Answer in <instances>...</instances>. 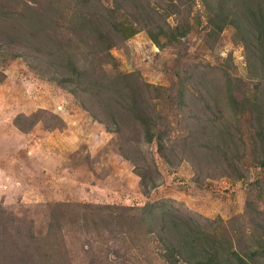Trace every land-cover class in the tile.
<instances>
[{"label":"rangeland","instance_id":"374dc122","mask_svg":"<svg viewBox=\"0 0 264 264\" xmlns=\"http://www.w3.org/2000/svg\"><path fill=\"white\" fill-rule=\"evenodd\" d=\"M173 1L181 15L191 11L195 26L188 36L160 48L142 29L112 50L116 67L106 66L108 72L136 73L168 89L161 104L173 131L167 156L156 142L146 141L134 120L124 123L121 132L113 131L101 102L44 78L29 59L0 55V264H45L37 248L26 251L32 241L20 242L17 225L33 230L42 243L52 233L54 264H166L165 246L140 215L102 209L150 202L166 203L180 219L192 218L212 235L218 230L236 239L237 218L242 222L237 226L250 230L246 244L264 243V166L257 160L264 156L263 138L247 148L236 129L231 139L220 133L227 120L238 116L229 79H240L249 93L259 85L264 115L263 64L253 46L235 41L233 26L220 34L211 31L202 0ZM40 110L47 112L44 121L28 131L16 125L18 115ZM241 129L250 143L249 123L243 121ZM225 152L236 157L246 178L229 173ZM150 170L157 186L146 194L139 172ZM248 200L260 211L254 223Z\"/></svg>","mask_w":264,"mask_h":264},{"label":"trees","instance_id":"16d2710c","mask_svg":"<svg viewBox=\"0 0 264 264\" xmlns=\"http://www.w3.org/2000/svg\"><path fill=\"white\" fill-rule=\"evenodd\" d=\"M0 2L2 58L29 59L44 78L57 81L78 95H90L101 102L99 105H102L104 113L110 119L109 124L112 125L110 128L113 131L121 132L124 123L134 120L139 124L146 141L156 142L158 151L167 156L166 148L172 141L173 131L169 117L162 112L161 104L168 89L144 81L136 73L108 72L106 66L116 67L117 59L112 50L124 45L142 29L148 31L151 39L160 48L180 42L194 29L191 11L181 15V7L173 0H164L162 5H158L155 0ZM202 2L211 31L220 34L226 27L233 26L237 29L235 41L246 44L247 47L253 46L264 68V0ZM172 17L177 21L172 23ZM261 79L264 80V76ZM258 87L249 93L240 79L236 82L229 79V95L238 116L227 120L223 126L226 130L220 133L225 135L224 138H227L228 134L231 139L234 137L233 130L236 129L240 143L245 142L247 148L250 145L256 147L259 137L263 138L264 145V115L261 113L262 100L257 96L260 92ZM85 107L88 108L86 103ZM44 113L47 112L40 110L32 115L20 114L15 123L21 130L28 131L40 121H44ZM246 113H249V116L253 113L255 115L250 119L245 117ZM243 121L250 125V143L242 137ZM22 122H29V126H24ZM203 129L205 131L208 127ZM233 143L234 147L240 150V146L235 141ZM228 154L225 152V159L231 170L229 173L236 174L240 179L246 178L247 175L241 173V167L237 165L236 157ZM257 160L259 165L264 166V156ZM246 170L248 171V168ZM139 175L144 192L149 194L151 188L157 186L156 178L152 177L151 170L150 174L140 171ZM260 182L264 183V180ZM252 206L253 202L248 200L247 208L254 223L258 220L260 211L254 210ZM109 208L127 216L140 215L149 232H154L165 246L163 259L166 264H261L264 256L263 242L254 245L245 243V235L249 234L250 230L243 224L237 226L242 223L237 218L235 239L233 236H226L224 231L221 234L222 231L215 230L212 235L209 230L201 229L192 218L180 219L173 207L164 202L130 207L106 206L102 209ZM0 211V217L4 218V211ZM10 222L11 220L7 225H10ZM21 227L23 226L17 225L14 230L20 242L22 243V239L24 242L32 241L26 251L30 252L32 247H35L40 252L38 256L43 253L40 260L46 258L45 264H54L57 260V248L50 244L52 233H47L42 243L41 236L31 229ZM260 227L264 228V225L261 223ZM6 229V232L12 234L11 228ZM25 230L28 235L24 233ZM261 240L264 241L263 236ZM19 250L18 255L23 254L21 249ZM245 250H250L245 254L251 258L252 263L244 255Z\"/></svg>","mask_w":264,"mask_h":264}]
</instances>
